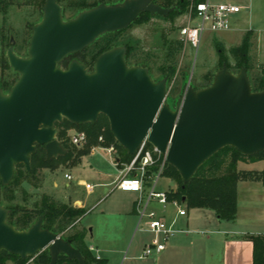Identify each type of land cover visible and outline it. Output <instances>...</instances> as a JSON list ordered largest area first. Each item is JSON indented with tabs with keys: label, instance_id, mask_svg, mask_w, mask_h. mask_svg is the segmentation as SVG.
Returning <instances> with one entry per match:
<instances>
[{
	"label": "water",
	"instance_id": "obj_1",
	"mask_svg": "<svg viewBox=\"0 0 264 264\" xmlns=\"http://www.w3.org/2000/svg\"><path fill=\"white\" fill-rule=\"evenodd\" d=\"M173 10L153 0H125L115 6L103 3L65 21L58 1H46L43 19L32 29L28 57L17 56L13 46L7 53L19 79L8 94L0 89L4 186L13 181L18 165L31 172L30 157L38 146L44 147L48 160L67 154L57 123H96L101 115L130 156L147 141L178 171L184 185L226 147L245 156L264 151V91L253 92L245 68L235 74L224 66L211 86L189 88L173 109L166 103L167 79L155 82L146 66H129L124 46L102 54L93 72L79 61L66 70L59 67L101 36L129 28L142 13L167 17ZM9 215L0 206V252L26 260L48 250L50 264H57L60 255L86 264L70 241L44 228V216L19 231L8 222Z\"/></svg>",
	"mask_w": 264,
	"mask_h": 264
},
{
	"label": "rangeland",
	"instance_id": "obj_2",
	"mask_svg": "<svg viewBox=\"0 0 264 264\" xmlns=\"http://www.w3.org/2000/svg\"><path fill=\"white\" fill-rule=\"evenodd\" d=\"M69 1L62 0V5L67 6ZM88 1L92 2L93 0ZM213 1L216 3H233L249 8L247 14L241 15L248 16L253 31L258 35L259 62L262 63L259 64L256 60L254 70L248 73L249 78L255 72H262L264 68V0ZM45 2L46 0H0V87H4L6 93L11 89L10 82H17L19 79V75L11 69L7 58L10 42L11 40L15 41V52L18 56H28L32 28L42 21ZM173 11L179 12L181 8L175 4ZM185 13L181 16H174V18L159 15L138 18L129 28L120 31V34L116 36L115 33L105 34L84 52L74 55L70 59L73 58L88 66H94L97 61H94V47L104 40L115 39L116 37L118 45L116 47L125 46L126 44L133 47L134 60H132L130 66H146L149 68L155 82L167 78L168 96L166 103L172 108H176L178 101L184 98L189 88L200 90L206 82H210L211 79L214 80L217 72L226 66L225 64L221 65L216 45L222 44L230 59L229 50L242 41L241 33L232 31L224 33L207 32L203 36L200 48L197 51L180 39L179 29L185 24ZM76 16L77 11L70 10L64 14V19L70 20ZM113 48H115V44ZM254 53L255 48L250 52L252 57H255ZM93 61L94 64L92 65ZM230 61L233 63L232 59ZM64 66H66V63H64ZM170 66L176 67L173 76L168 73ZM92 70H94V67ZM58 130L62 131L63 128ZM70 135L69 132L66 147L71 151H78L80 148L70 142ZM117 155V151L110 153L106 148H99L97 154L83 157L80 164L78 163L76 166L69 163L61 166L56 171L38 168L34 177L21 181V183L12 187L11 191L15 195V200L5 201L4 203L6 206L16 207L17 209H33L40 207L45 195L65 203L67 202L65 197L67 194L65 196L54 194L53 184L55 181L59 184L57 190L61 192L67 191L66 183H71V187H77L82 192H84V188L79 185L80 182L89 183L95 186V190L91 196L86 195L83 198L88 202L101 198L102 202L91 213L82 218V225L89 230L86 242L101 251L102 256L106 257L107 264H153L154 260L143 258L142 255L145 243L154 239V235L148 231H137L139 220L135 214H132L134 203L138 201L139 196L136 193L115 188L114 181L120 176L119 168H121V166L118 168L116 165L115 156ZM247 164H254V167L249 168L246 166ZM250 169L262 171L264 161L238 164L239 171H249ZM67 172L72 175L73 181L66 180L65 174ZM171 180L161 177L158 189L168 191L171 187L173 189L171 191L175 192L178 189V184ZM99 184L104 186H99ZM247 184L249 183H246V185L242 183L239 186L238 208H240L241 217L238 222L221 221L212 210L188 209L184 203L183 207L187 210V217L185 220L180 219L175 228L177 230L184 228L185 230L198 231L203 229L256 228L252 222L247 220L261 216L264 209V203H262L264 199L260 196L247 197L246 193L250 187ZM75 198L77 197L73 199ZM150 209L154 210L157 216L166 214L169 219H172L176 214L173 207L164 210L157 203H153ZM249 215L252 217H249ZM80 227L77 224V228ZM71 228L72 226L58 234L68 236L71 233ZM180 233L182 232L178 230L168 244ZM188 258L189 254L186 259Z\"/></svg>",
	"mask_w": 264,
	"mask_h": 264
},
{
	"label": "trees",
	"instance_id": "obj_3",
	"mask_svg": "<svg viewBox=\"0 0 264 264\" xmlns=\"http://www.w3.org/2000/svg\"><path fill=\"white\" fill-rule=\"evenodd\" d=\"M124 1L125 0H93L89 2L88 0H70L66 6V12L73 10L77 11V14H80L81 12L98 7L103 3L108 6H115ZM153 2L165 9H174L175 4L181 8V11H173L166 18L181 16L186 12L188 5L187 0H153ZM153 16L157 15L142 13L139 19ZM118 34H120V31L116 32L115 36ZM254 39L256 40L254 33L248 32L244 35L240 45L229 50V57L232 59L233 63H231L228 58L224 46L220 43L217 44L216 48L219 52L221 65L223 66V64H225L228 70L233 73H239L243 68H245L248 73L253 71L255 63L250 52L254 47ZM114 44L116 48V46H118L116 37L115 39L110 38L104 40L94 47V61L102 54L114 49ZM124 47L127 49L126 61L130 66V63L134 60V55L132 54L133 47L128 44ZM94 61L91 63L92 65ZM87 67L93 69L95 65H87ZM175 72V66H170L168 68V73L171 76H173ZM212 81L213 79H211L210 82H206L200 90L211 86ZM15 82L16 81L10 82V88ZM250 82L253 92L264 91V68L262 72L253 73L250 76ZM194 90L196 89L194 88ZM56 128H63L62 131L58 130V139L65 147L68 142L67 134L73 129L86 132L88 136L87 145L78 151H71L66 147L68 152L65 156L51 160L47 159L44 147L38 146L36 152L30 157L31 172L26 171L24 165H18L16 167L15 177L8 186H4L0 178V206H4L5 201L15 200V195L11 191L12 187L18 185L21 181L34 177L38 168L56 171L61 166L69 163L76 166L78 163L80 164V160L83 157L91 154L94 147H114L118 153L116 161L119 167L121 164L130 163L134 158V156H130L127 150L116 141L110 130L109 121L103 115L99 117L96 123L73 124L64 120L62 123H57ZM101 137L103 141H100ZM148 146L152 147L150 144ZM261 161H264V151L251 156H245L232 147H226L205 162L187 185H184L178 171L167 164L162 176L172 179L178 184V189L175 192L171 191L168 193V199L169 201L177 200L180 203H185L188 209L212 210L219 220L234 222L238 214V184L240 182L250 181L261 182L264 185V169L262 171H239L238 164L257 163ZM155 169L157 170V168ZM4 207L10 210L8 222L19 231L27 230L40 216H44V228L53 233H61V231L72 226L70 230L71 233L68 234V236L62 237L66 241H70L72 245L82 253L86 264H107L106 260H97L92 252H90L85 242L88 230L86 228H77V222L86 214L84 209H75L48 195L43 196L40 207H35L33 209H17L16 207L6 205ZM245 239L253 244V264H264V234H248L245 236ZM32 259L34 264H50L51 256L49 251L46 250L35 258L31 257L23 260L21 257L9 254L7 251L0 252V264H8L9 262L14 264H28ZM57 264L79 263L76 260H69L65 255H60Z\"/></svg>",
	"mask_w": 264,
	"mask_h": 264
},
{
	"label": "built area",
	"instance_id": "obj_4",
	"mask_svg": "<svg viewBox=\"0 0 264 264\" xmlns=\"http://www.w3.org/2000/svg\"><path fill=\"white\" fill-rule=\"evenodd\" d=\"M249 10L246 6L232 3H216L213 0H188V10L185 13V24L179 29L180 39L188 46L197 50L200 48L203 36L207 33H224L234 28V19ZM70 142L83 148L88 143V136L84 131L70 130ZM103 141V138H100ZM145 141L133 160L127 164L116 165L120 176L115 183V188L125 192L138 194L136 213L138 216L137 231H148L156 238L148 244L143 251V258L161 255L167 248L169 240L178 230L175 228L176 219L169 223L164 217L157 216L150 209L153 203L159 204L164 210L173 207L176 217H186L187 210L184 203L177 200L169 201L168 193L158 189L159 181L168 164L166 157L154 147H149ZM101 147H94L93 153ZM110 153L116 152L114 147L106 148ZM157 168V170L155 169ZM71 180L70 175H66ZM157 237H160L158 240ZM90 252H96L95 247H89ZM101 260L100 256H96Z\"/></svg>",
	"mask_w": 264,
	"mask_h": 264
},
{
	"label": "crops",
	"instance_id": "obj_5",
	"mask_svg": "<svg viewBox=\"0 0 264 264\" xmlns=\"http://www.w3.org/2000/svg\"><path fill=\"white\" fill-rule=\"evenodd\" d=\"M248 11L242 14H247ZM250 22L251 21L248 19L247 15L240 14L237 17H235L234 28L231 31L241 33V40L243 39L246 33L248 32L254 33V35L256 36V40L254 39V47H253V49L255 48V53H254L255 57H253L254 63L257 60L259 64H262L259 62L260 58L258 53V41H259L258 35L253 31L252 24ZM94 154H97V152L96 153L91 152L90 155H94ZM246 166L249 168H253L254 164H247ZM249 171H256V170L250 169ZM66 175H70L72 177V175L69 172L65 174V178ZM118 178L119 177L115 179L114 181L115 183ZM66 180L68 179L66 178ZM68 181L70 182L73 181V177L71 180ZM242 183H245V185L246 183H249L247 184L250 186L249 191H247L246 193L247 197L255 198L256 196H260L264 199V185L261 182H250V181L240 182L238 184V204H239V196H240L239 186ZM53 185L55 188L54 190L55 195L58 194L61 196V194H63L65 196V194H67V196H65L67 202H65L64 204L73 207L75 209H84L86 211V214L91 213L92 210L96 206H98L99 203L102 202L101 198L99 199L97 198L92 202H88L83 198L86 195L91 196L95 190V186L89 183H84L83 181L80 182L79 185H81V187L84 188V192L80 191L77 187H71V183H66V187L68 189L67 191L65 190L64 192L57 190V188H59V184L56 181L54 182ZM100 185L104 186L103 184H99V186ZM105 185H110V184H105ZM171 190L173 189L169 187L168 191ZM74 197L77 198L73 199ZM262 203H264V201ZM136 204L137 202L134 203L132 214H135L137 216ZM239 209L240 208H238L237 219L235 220V222H238L241 217V211ZM161 217H164L169 223H172L173 220L176 219V224H177V222L180 219L185 220L187 216L177 218L175 214V216L172 219H169L166 214H161ZM249 217L252 216L249 215ZM82 218L77 222V224L81 226L80 228H86L85 226L82 225L81 222ZM247 221L252 222L255 225L254 227L256 228L254 229L232 228L225 230L203 229L202 231L185 230L184 228L178 229L182 233H180L179 236L175 237V239L167 245L166 250L161 255L151 257L148 259L154 260L153 264H253V244L252 242L246 240L245 236L248 234H264V209L262 210V214L259 218H249V220ZM88 234H89V230H88ZM155 238L156 237L154 236V239ZM157 238L158 240H160V237ZM154 239H152L149 242L147 241L145 243L144 249L148 244L152 243ZM86 244L88 247H95L94 245H89L87 242ZM95 248L97 251L92 253L93 256L96 257L98 255L101 257V259L106 260V257L102 256L101 251L97 247ZM188 254H189V258L186 259ZM8 264H14V263L9 262ZM28 264H33V260L28 262Z\"/></svg>",
	"mask_w": 264,
	"mask_h": 264
},
{
	"label": "flooded vegetation",
	"instance_id": "obj_6",
	"mask_svg": "<svg viewBox=\"0 0 264 264\" xmlns=\"http://www.w3.org/2000/svg\"><path fill=\"white\" fill-rule=\"evenodd\" d=\"M47 1V0H46ZM58 1V4L63 8V17H64V14L66 13V6H63L62 5V0H57ZM45 5H46V2H45ZM44 8H45V6H44ZM44 8H43V16H44ZM78 15V14H77ZM74 19V18H73ZM65 20V19H64ZM71 20V19H70ZM65 21H69V20H65ZM38 25V24H37ZM33 29V28H32ZM32 34H33V31H32ZM32 37V36H31ZM12 42H13V44H12ZM30 45V44H29ZM13 46V48H14V52H15V47H16V45H15V41L14 40H11V42H10V46H9V49L11 48ZM8 49V50H9ZM86 50V49H85ZM84 50V51H85ZM28 51H29V49H28ZM84 51H82V52H84ZM82 52H80V53H82ZM7 53H8V51H7ZM15 54L17 55V53L15 52ZM77 54H79V53H76V54H72V55H69V56H67L60 64H59V67L60 68H62V69H64V70H66V69H68V67L70 66V64L73 62V61H78V60H75V59H70V57H72L73 55H77ZM18 56V55H17ZM20 57V56H19ZM28 57V56H27ZM27 57H21V58H27ZM80 63H82V64H84L83 62H81V61H79ZM64 63H66V66H64ZM84 65H86V64H84ZM87 66V65H86ZM90 71L91 72H93L94 70H92V69H90ZM16 84V83H15ZM14 84V85H15ZM14 85L11 87V89H10V91L12 90V88L14 87ZM5 94H8L10 91H8L7 93L5 92L6 90H5V88L4 87H2V88H0ZM173 109H175V108H173Z\"/></svg>",
	"mask_w": 264,
	"mask_h": 264
}]
</instances>
